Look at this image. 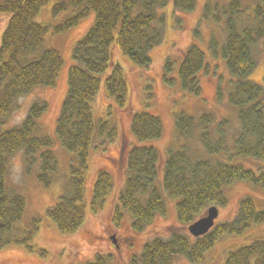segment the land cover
I'll return each instance as SVG.
<instances>
[{
	"label": "trees",
	"instance_id": "trees-1",
	"mask_svg": "<svg viewBox=\"0 0 264 264\" xmlns=\"http://www.w3.org/2000/svg\"><path fill=\"white\" fill-rule=\"evenodd\" d=\"M49 1L0 0V15H11L0 43V248L12 242L27 243L38 228L39 219L34 218L32 227L25 232L27 236H19L26 198L6 179L11 157L19 151L24 155L26 173H34L46 186L62 176V193L47 209L58 228L73 233L84 224L85 173L90 150L97 138L113 139L117 135L115 125L97 119L94 113V102L103 83L117 106H128L129 87L123 67L113 56L115 44L133 62L148 66L153 48L164 40V18L159 10L172 4L175 10L188 12L197 5V0H55L54 15L71 11L55 26L58 32L77 25L90 11L95 12L94 23L74 46L68 88L56 122L58 140L74 153L67 175L60 174L54 139L43 132L41 118L48 110L46 99H35L19 123L5 126L19 97L39 86L55 85L64 65L57 48L44 46L49 28L37 20ZM220 6L214 14L208 0L204 16H213L216 21L224 18L226 36L220 48L232 75L228 100L238 108L239 127L230 130V119L218 118L211 111L198 115L176 113L175 137L160 168V151L154 140L163 134V121L148 110L133 112L131 129L136 142L126 153L128 174L115 210L116 222L121 219L123 208L131 216L132 227L142 230L157 214L166 212L159 178L163 190L176 199L177 218L183 225L204 215L211 205H226L225 187L237 180L264 187V86L250 78L257 63L255 47L264 42V0L256 4L251 14H244L240 0ZM219 46L213 36L210 48L216 52ZM205 57L199 43L192 42L178 66L182 86L197 95L198 73L205 67ZM169 70L168 58L165 71ZM218 95L221 96L220 88ZM236 156L253 158L261 166L256 171L234 162ZM112 187V174L99 170L93 190L94 209ZM263 222L264 206L259 207L251 196H244L233 219L216 223L198 237L186 231L156 236L133 255L130 264H172L179 254L192 262H202L222 235L241 234L254 223ZM89 264H106V260L97 255ZM222 264H264V237L230 249Z\"/></svg>",
	"mask_w": 264,
	"mask_h": 264
},
{
	"label": "rangeland",
	"instance_id": "rangeland-1",
	"mask_svg": "<svg viewBox=\"0 0 264 264\" xmlns=\"http://www.w3.org/2000/svg\"><path fill=\"white\" fill-rule=\"evenodd\" d=\"M207 1L197 0L195 9L188 12L175 10L172 4L159 10L164 18L162 23L164 40L153 48L152 62L148 66L136 64L121 51L118 44H115L113 56L123 67L129 87L128 106L123 108L117 106L103 83L94 102V113L97 119L108 120L115 125L117 135L113 139L97 138L90 150L89 164L85 173L86 216L84 224L77 231L62 232L47 214V209L58 200L62 193V176L58 175L55 182L46 186L34 173L30 175L26 173L22 151L11 157L7 183L17 186L26 198V210L19 236L26 237L25 232L32 227L33 219L39 220L38 228L27 243L12 242L0 248V264H89L97 255H102L106 264H130L133 255L139 254L144 244L152 238L167 237L175 231L190 233L188 225L179 222L176 214V199L163 190L160 178L159 185L166 202L165 213L157 214L154 220L142 230L132 227L131 216L123 208H121L123 215L119 222L115 221L114 215L128 174L126 153L136 142L131 129L133 112L148 110L158 114L163 121V134L154 140L160 151V168L165 161L167 149L175 137L176 113L184 111L198 115L201 112L211 111L218 118H229L230 130H236L239 127L238 108L230 104L228 100L232 75L220 48L226 36L224 18L216 21L213 16L210 19L205 17ZM210 1L211 12L216 14L217 7H222L220 3H228L230 0ZM240 1L244 14H251L260 0ZM54 2L55 0H50L41 8L37 20L48 25L49 28L44 46L57 48L64 58V65L57 83L51 86H39L32 92L20 96L16 108L8 117V125L5 126L19 123L35 99H46L48 110L41 118L43 132L54 139L60 174L68 175L74 153L66 149L58 140L56 122L68 88V69L72 63L74 46L94 23L95 12L90 11L77 25L58 32L55 26L71 11L54 15ZM10 16L9 13L0 15V43ZM197 28L198 36H196ZM213 36L220 44L216 52L210 48V40ZM196 41L206 54L205 67L198 73L200 84L198 95L185 89L178 75V66L184 50ZM254 52L257 63L250 78L264 86V42H260ZM168 58L171 59V70L165 71ZM219 88L221 96L218 95ZM225 159L229 160L226 157ZM232 160L256 171L261 166V163L258 164L255 159L249 157L236 156ZM101 169H106L112 174L113 187L94 209L93 190ZM161 174L162 170H160V176ZM225 191L228 203L223 206L218 205L219 215L215 224L233 219L238 211L239 201L244 196H251L259 207L264 206L263 186L255 185L247 180H237L225 187ZM259 237H264V222L254 223L241 234L222 235L208 250L202 262H192L184 254H179L172 264H222L230 249L248 244Z\"/></svg>",
	"mask_w": 264,
	"mask_h": 264
},
{
	"label": "water",
	"instance_id": "water-1",
	"mask_svg": "<svg viewBox=\"0 0 264 264\" xmlns=\"http://www.w3.org/2000/svg\"><path fill=\"white\" fill-rule=\"evenodd\" d=\"M218 215V206L215 204L209 206L207 212L204 215L188 225L190 234L195 237L206 234L215 225Z\"/></svg>",
	"mask_w": 264,
	"mask_h": 264
}]
</instances>
